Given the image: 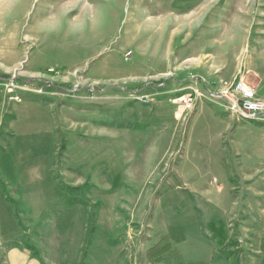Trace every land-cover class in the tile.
Returning <instances> with one entry per match:
<instances>
[{
	"label": "rangeland",
	"instance_id": "obj_1",
	"mask_svg": "<svg viewBox=\"0 0 264 264\" xmlns=\"http://www.w3.org/2000/svg\"><path fill=\"white\" fill-rule=\"evenodd\" d=\"M252 67L264 0H0V264H264V116L226 98Z\"/></svg>",
	"mask_w": 264,
	"mask_h": 264
},
{
	"label": "built area",
	"instance_id": "obj_2",
	"mask_svg": "<svg viewBox=\"0 0 264 264\" xmlns=\"http://www.w3.org/2000/svg\"><path fill=\"white\" fill-rule=\"evenodd\" d=\"M132 53H127L129 60ZM229 100L231 112L243 120H252L264 116V102L257 98L256 89L248 85L243 79L236 81L229 89ZM197 96L188 95L176 99V105L186 112H192L196 108Z\"/></svg>",
	"mask_w": 264,
	"mask_h": 264
},
{
	"label": "crops",
	"instance_id": "obj_3",
	"mask_svg": "<svg viewBox=\"0 0 264 264\" xmlns=\"http://www.w3.org/2000/svg\"><path fill=\"white\" fill-rule=\"evenodd\" d=\"M249 70V72L251 71V67H250V69H248ZM252 70L255 72V75H257V76H259L260 78H259V80L262 82V81H264L263 79H261L262 77L264 78V71L263 70H261V69H256V68H253L252 67ZM263 88H264V86L262 87V85H260V86H258V88H257V97L258 98H260L261 100H264V91H263ZM41 178H42V175H40V176H38V174L37 173H35V174H33L32 176H31V179L32 180H41ZM27 184H30V183H27ZM27 189H28V187H25L24 186V189H23V192L24 191H27ZM15 192V191H14ZM29 193L30 192H24L23 193V195L20 197V200L21 201H23V202H28L32 207H33V210L35 209H40V210H42V208H44L45 206H43V204H41V198H40V196L42 195V193L39 195V194H34V196L32 195V194H30L29 195ZM36 197V198H35ZM16 198L18 199V197L16 196ZM0 200L2 201L3 200V202L5 201V199H2V198H0ZM11 221H13L14 222V220L12 219ZM84 222V221H83ZM86 222V221H85ZM14 225H15V222H14ZM0 231H1V234H2V239L4 240V238L6 239V240H11V239H13V238H11L10 237V235H9V237L8 236H6L5 235V233L0 229ZM17 236H20V235H17ZM183 243H185V242H183ZM10 254H12V256L13 255H17L18 257H19V255H21L22 256V259H24V256H26L25 254H23L22 253V251H20L18 248H13L11 251H10ZM9 254V255H10Z\"/></svg>",
	"mask_w": 264,
	"mask_h": 264
},
{
	"label": "trees",
	"instance_id": "obj_4",
	"mask_svg": "<svg viewBox=\"0 0 264 264\" xmlns=\"http://www.w3.org/2000/svg\"><path fill=\"white\" fill-rule=\"evenodd\" d=\"M186 241V236L182 228H170L168 233L147 253V257L151 260H159L162 256L169 253L174 244H181ZM90 245V242H88Z\"/></svg>",
	"mask_w": 264,
	"mask_h": 264
},
{
	"label": "bare ground",
	"instance_id": "obj_5",
	"mask_svg": "<svg viewBox=\"0 0 264 264\" xmlns=\"http://www.w3.org/2000/svg\"><path fill=\"white\" fill-rule=\"evenodd\" d=\"M71 3H72V5H73V2H71ZM86 7H87V6H86V5H84L83 9H84V8H86Z\"/></svg>",
	"mask_w": 264,
	"mask_h": 264
}]
</instances>
